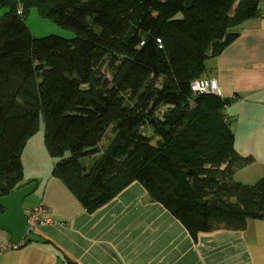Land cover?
<instances>
[{
	"label": "trees",
	"instance_id": "trees-1",
	"mask_svg": "<svg viewBox=\"0 0 264 264\" xmlns=\"http://www.w3.org/2000/svg\"><path fill=\"white\" fill-rule=\"evenodd\" d=\"M260 3L0 0V197L23 181L22 151L43 118L52 173L87 210L139 181L193 236L264 219V176L233 180L252 159L235 148L230 100L190 86ZM32 8L74 36H35Z\"/></svg>",
	"mask_w": 264,
	"mask_h": 264
},
{
	"label": "crops",
	"instance_id": "crops-1",
	"mask_svg": "<svg viewBox=\"0 0 264 264\" xmlns=\"http://www.w3.org/2000/svg\"><path fill=\"white\" fill-rule=\"evenodd\" d=\"M260 1L262 15L232 29L235 39L206 61L203 75L215 78L220 96L230 100L225 121L234 133L237 152L252 158L245 168H256L252 177L259 179L264 176V0ZM40 134L35 133L22 151L24 178L18 187L33 185L23 207L44 205L52 221L33 227L21 246L0 255V264H264V219L251 218L243 228L215 222L212 229L193 236L183 221L151 200L139 181L87 210L52 173L54 159ZM8 239L11 235L0 229V240Z\"/></svg>",
	"mask_w": 264,
	"mask_h": 264
},
{
	"label": "rangeland",
	"instance_id": "rangeland-1",
	"mask_svg": "<svg viewBox=\"0 0 264 264\" xmlns=\"http://www.w3.org/2000/svg\"><path fill=\"white\" fill-rule=\"evenodd\" d=\"M19 9L22 10V8H19ZM0 14H1V11H0ZM27 24H28L31 32L35 36H38V37H42V36H46V35H50V34H57V35H61V36L68 37V38L74 36V33L72 31L62 28L52 19L40 16L38 14L36 8H32L30 10L29 15L27 17ZM152 76H153L152 80L154 83H158L160 81L156 74H153ZM202 77H205V76H202ZM40 128H41V130L39 129L37 133H38V135H41L40 133H42V135L44 137V120H43V118H41V121H40ZM144 133L147 134L148 136H151V132H150V129L148 127H146L144 129ZM250 158H251V156H250ZM85 160L86 159H84L83 161H85ZM248 164H246V165H248ZM245 166H243L244 169H243V167H241L242 169L237 168L238 169L237 172H235L233 174V180L241 181V182L247 183V184L256 183L259 178L252 177L255 174H257L256 168H245ZM36 169H37V167H36ZM23 243L24 242H22V244Z\"/></svg>",
	"mask_w": 264,
	"mask_h": 264
},
{
	"label": "water",
	"instance_id": "water-1",
	"mask_svg": "<svg viewBox=\"0 0 264 264\" xmlns=\"http://www.w3.org/2000/svg\"><path fill=\"white\" fill-rule=\"evenodd\" d=\"M33 185L17 187L11 194L0 197V229L11 235L13 242H20L28 232L27 217L24 213L23 199L32 191Z\"/></svg>",
	"mask_w": 264,
	"mask_h": 264
},
{
	"label": "built area",
	"instance_id": "built-area-1",
	"mask_svg": "<svg viewBox=\"0 0 264 264\" xmlns=\"http://www.w3.org/2000/svg\"><path fill=\"white\" fill-rule=\"evenodd\" d=\"M191 89L194 93H220V88L218 82L214 78L208 77H199L194 79L191 84ZM46 208L44 205H37L24 209V213L27 217L28 223V231H30L33 227L40 223H48L51 222L52 219L50 217H46ZM22 244V241L19 243L13 242L11 239L8 240H0V255L10 249H15Z\"/></svg>",
	"mask_w": 264,
	"mask_h": 264
},
{
	"label": "clouds",
	"instance_id": "clouds-1",
	"mask_svg": "<svg viewBox=\"0 0 264 264\" xmlns=\"http://www.w3.org/2000/svg\"><path fill=\"white\" fill-rule=\"evenodd\" d=\"M25 209V208H24ZM27 233H29V231L27 232ZM12 240V239H11ZM22 242H23V239L21 240ZM17 243H19V242H17Z\"/></svg>",
	"mask_w": 264,
	"mask_h": 264
}]
</instances>
